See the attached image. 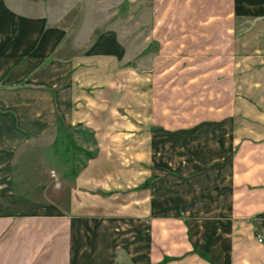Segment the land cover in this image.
I'll use <instances>...</instances> for the list:
<instances>
[{"label":"crops","instance_id":"0c3cea01","mask_svg":"<svg viewBox=\"0 0 264 264\" xmlns=\"http://www.w3.org/2000/svg\"><path fill=\"white\" fill-rule=\"evenodd\" d=\"M33 6L0 0V264H264V110L232 80L223 109L173 113L115 33L73 55ZM59 123L94 141L68 206L14 196L12 152Z\"/></svg>","mask_w":264,"mask_h":264},{"label":"rangeland","instance_id":"374dc122","mask_svg":"<svg viewBox=\"0 0 264 264\" xmlns=\"http://www.w3.org/2000/svg\"><path fill=\"white\" fill-rule=\"evenodd\" d=\"M23 1L66 30L73 55H85L103 34L115 33L127 65L150 73L151 89L173 113L223 109L232 80L238 98L255 101L252 111L241 104V116L256 120L264 110V0L242 4L243 14L234 13V4L241 10L238 0ZM110 33L95 48L116 52ZM93 148L89 131L62 123L51 134L23 140L11 154L8 189L67 207L71 180Z\"/></svg>","mask_w":264,"mask_h":264},{"label":"trees","instance_id":"16d2710c","mask_svg":"<svg viewBox=\"0 0 264 264\" xmlns=\"http://www.w3.org/2000/svg\"><path fill=\"white\" fill-rule=\"evenodd\" d=\"M94 156H95V154H94V153H92V154H89V158H88L87 160H89V159L93 158ZM85 165H86V163H85V164H83V166H82V167H84ZM82 167H81V168H82ZM81 168H80V169H81ZM80 169H79V170H80ZM79 170H78V171H79ZM78 171H77V173H78ZM77 173L75 174V176L77 175ZM75 176H74V177H75Z\"/></svg>","mask_w":264,"mask_h":264},{"label":"built area","instance_id":"2783aa9c","mask_svg":"<svg viewBox=\"0 0 264 264\" xmlns=\"http://www.w3.org/2000/svg\"><path fill=\"white\" fill-rule=\"evenodd\" d=\"M259 242H260V243L263 242V236H260V238H259Z\"/></svg>","mask_w":264,"mask_h":264}]
</instances>
